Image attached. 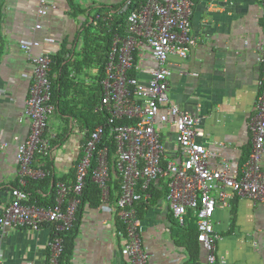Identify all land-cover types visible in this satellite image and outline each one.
I'll return each mask as SVG.
<instances>
[{
  "label": "crops",
  "instance_id": "crops-1",
  "mask_svg": "<svg viewBox=\"0 0 264 264\" xmlns=\"http://www.w3.org/2000/svg\"><path fill=\"white\" fill-rule=\"evenodd\" d=\"M49 1L57 9L39 17L36 0H0V215L10 200L11 190L18 186V144L24 143L30 132V122L24 114L34 67L22 44L38 41L40 45L33 48V55H63L73 68V85L64 99L67 111L60 114L56 110L46 132V137L51 138V152L49 156L38 155L34 165L46 173L44 179L33 183L44 203L45 198L56 193L60 182L74 179L76 163L91 131L88 121L93 120V113L99 114L95 106L101 97L100 59L85 54L87 29L91 33L96 30L92 27L97 26L96 8L107 6L113 12L125 2ZM195 1L192 35L198 42L186 59L170 60L173 73L169 97L200 119L206 147L214 155L212 162L220 167L226 161L233 171H239L251 151L248 124L264 75L258 53V46L264 41V17L257 0ZM36 24L41 28L35 30ZM137 63L135 76L147 81L155 61L148 54ZM52 77H58L57 71ZM158 128L168 155L176 158L175 126ZM3 144L5 148H1ZM113 181L109 184L113 195L110 193L107 202L83 207L72 252L64 264L128 263L124 254L125 229L116 214L118 194ZM166 181L155 183L154 195L150 193L147 201L138 204L149 264H206V251L200 243L191 241L198 233L196 214L189 210L183 225L174 218L166 195L161 194L167 189ZM28 194L30 203L39 204L36 195ZM213 219L221 237L217 244L219 263L264 264L263 204L233 196L228 207H217ZM52 232L53 226L47 223L38 231L0 227V264H47Z\"/></svg>",
  "mask_w": 264,
  "mask_h": 264
},
{
  "label": "built area",
  "instance_id": "built-area-1",
  "mask_svg": "<svg viewBox=\"0 0 264 264\" xmlns=\"http://www.w3.org/2000/svg\"><path fill=\"white\" fill-rule=\"evenodd\" d=\"M36 1L39 17L57 9L49 0ZM195 2L144 0L130 9L133 0H129L120 8L121 14L130 11L125 21V34H113L101 82L102 94L96 108L107 122L98 124L86 135L74 179L57 185L55 204L48 208L30 203L26 187L29 180L46 177V173L34 165L38 155L49 156L51 152V138L46 137V132L57 110L52 102L50 80L53 60L48 53L33 55V48L40 45L38 41L22 44L34 67L24 114L30 122V132L27 140L17 147L18 186L11 190L10 200L3 208L0 227L38 231L46 223L51 224L53 232L47 264H61L64 234L71 231L77 221L90 176L100 189L102 203L110 198L109 184L114 175L119 176L116 214L125 229L127 264H149L137 207L149 199L151 186L161 179L167 180L165 199L174 218L183 225L189 210L196 214L197 238L206 251V264H225L219 263L217 258V244L221 239L213 219L217 207H228L233 196L264 205V75L248 124L252 135L251 151L239 171H233L226 161L220 167L212 162L214 155L206 147L200 119L181 109L169 97V80L173 73L170 60L174 57L186 59L190 48L198 42L192 35ZM257 2L264 17V0ZM114 13L106 10L96 14V24L106 21L110 27ZM40 28V24L34 27L35 30ZM258 53L259 62L264 65V41L259 44ZM148 54L155 61L150 78L144 81L131 76L137 70L138 59ZM126 120L129 123L120 124ZM166 125L176 128V158L168 155L158 128ZM106 130L109 142L98 150ZM5 147L3 144L1 148ZM214 192L217 194L213 195Z\"/></svg>",
  "mask_w": 264,
  "mask_h": 264
},
{
  "label": "trees",
  "instance_id": "trees-1",
  "mask_svg": "<svg viewBox=\"0 0 264 264\" xmlns=\"http://www.w3.org/2000/svg\"><path fill=\"white\" fill-rule=\"evenodd\" d=\"M128 1L129 0H125V2H123L122 4L117 5L115 7V11H113V12H115L113 14L114 21L110 22L111 23L110 27L107 26V24L109 25V22L100 21L99 24H101V27H99V25L92 26L93 29L95 28L96 30L95 31L93 30L92 31L93 33H91V30L87 29V32L85 34V44L87 46L85 49V54L87 53L88 58H91V57L95 58L94 56H97V58L100 59V64H99L100 66H98V68H99V73H100L99 80H100L101 94H102L101 82L105 77L104 66L107 62L108 53L110 52V49H111L113 34L116 32L121 33L122 35L125 34L124 33L125 21H126L127 15L130 13V11L121 14V12H119V10ZM141 2H144V0H133V5L131 6L130 9L138 7V5ZM77 7H78V5H77ZM107 9H108L107 6L98 7V8H96L95 14L103 13ZM79 10L77 8V11H79ZM121 23L123 24L122 27H120V25H122ZM66 59L64 58L63 55L54 56L52 58L53 63L51 65V73H50V80H51V84H52V102L56 105L57 111H59L60 114H64L67 111V109H65L67 105L64 102V99H66V97L70 91V88L73 85V82L70 79V74L72 73L71 69H73V68L69 64L68 60H66ZM135 59L137 60V58H135ZM54 71H57V73H58V77L55 79H54V77H52ZM131 76H135L134 72L131 73ZM62 103H64V106H62ZM97 106H98V104L95 107H97ZM68 112H69V110H68ZM92 117H93V120L88 121V123H89L88 127L91 131L98 124H102V123L107 122V119L102 114L96 113V115H95L93 113ZM125 123L126 124L129 123V121L128 120L120 121V124H125ZM108 142H109L108 130H106V134L103 138L102 143L98 146V150L101 149ZM96 155H97V153H96ZM94 165H95V163H94ZM93 168H94V166H92V169ZM113 180L114 181H113L112 185L114 186V191L117 192V194L119 195V192H120L119 176L114 175ZM35 181H40V180H29L27 187H26V191L28 193L31 192L34 197H35V195L37 196V193H36L37 188L33 184ZM153 188H154V186L152 185L150 188V193H152L154 195V193H153L154 189ZM163 193H164V195H167L168 188L164 189V191L161 192L162 195H163ZM55 194H52L48 198H45L44 203L42 202V199H40V197L37 196L38 199H40V200H37V202L39 203L37 205L40 206L42 204L46 208L52 207L55 204V196H56ZM111 194L113 195L112 192H111ZM100 199H101L100 189L98 188V185L95 182H93V180L91 179V176H90L87 180V184H86V187H85L84 192H83L82 204H81V206L79 208V212L77 214V219H76L77 221H76L73 229L71 231L67 232L66 234H64V251H63L62 256L60 258L61 264L67 263L68 260H65V259L69 258V256L71 255V252H72L71 248L73 247L72 244H73L75 235L77 234V231H78V223L80 220L79 216L81 215L83 207L86 204L96 207L100 204ZM138 215L141 216V210H139V209H138ZM197 237H198L197 233H194V235L191 238V241H193V244H195V245H198V243H199Z\"/></svg>",
  "mask_w": 264,
  "mask_h": 264
},
{
  "label": "rangeland",
  "instance_id": "rangeland-1",
  "mask_svg": "<svg viewBox=\"0 0 264 264\" xmlns=\"http://www.w3.org/2000/svg\"><path fill=\"white\" fill-rule=\"evenodd\" d=\"M93 31V30H92Z\"/></svg>",
  "mask_w": 264,
  "mask_h": 264
}]
</instances>
